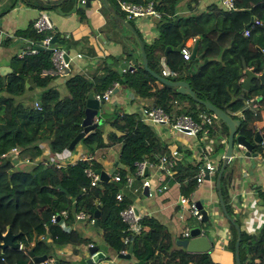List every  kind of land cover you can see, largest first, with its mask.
<instances>
[{
  "label": "trees",
  "instance_id": "16d2710c",
  "mask_svg": "<svg viewBox=\"0 0 264 264\" xmlns=\"http://www.w3.org/2000/svg\"><path fill=\"white\" fill-rule=\"evenodd\" d=\"M125 1L141 3L147 0ZM150 1L160 12V17L155 22V39L150 43L144 42L132 21H127L142 41L147 67L155 74L161 75L159 58L164 48L175 47L188 38H194L198 45L193 59L183 60L179 53H167L166 65L170 71L176 73V77L169 75L166 79L185 81L198 100L209 102L221 111L241 110L242 118L236 133L252 145L253 152H264V141L255 144L251 137L255 131L254 117L260 110L264 111V85L253 78L248 89L243 90L240 82L243 76L242 62L255 74L264 71V27H255L244 37L241 31L231 26L236 21L233 13L264 19V0H232L235 10L229 12L216 10L214 5L211 6L207 10L210 14H216L218 21L215 28L220 31L215 28L205 30L204 24L211 15L204 18L194 14L187 17L175 16L177 6L183 0ZM196 1L198 0H189L190 3ZM21 2L34 6L40 12L60 7L64 8L63 14H66L75 9V0H63L58 4H47L43 0ZM114 10L117 14L120 13L116 8ZM75 12L81 19H85L81 9H75ZM126 33L137 48L134 33L129 30H126ZM18 34L35 44H40L41 40L49 35L48 32L36 33L31 23ZM54 36L57 35L54 33ZM122 38L121 35L118 39L122 54L125 58L133 60L132 67L123 72L103 65L100 72L90 78L82 74H69L66 77L42 75L43 71L51 69V53L37 50L34 54L11 56L8 61L10 73L0 75V233H4L6 229L12 234L18 233L14 242L22 246L20 250L0 249V264H35L28 256L29 251L34 256L46 255L54 264H67V261L60 259L54 252L53 246H87L90 241L82 237L76 229H63L59 224L60 220L68 226L79 221L90 223V219L93 221V211L97 208L99 212L95 229L101 232L103 242L115 254L127 251L131 245V256L135 264H216L208 252L188 253L176 245L173 246L166 226L156 219H140L143 227L141 232L133 236L131 244L123 243L125 237L131 236L132 233L121 221L119 212L130 205L131 201L126 195H122L120 200L115 199L121 188L118 189L114 183L123 187L124 177L134 175L135 163H156L159 156L170 151L168 145L160 140L153 126L141 120L139 112L124 113L117 107L103 110L98 115L102 123L80 138L72 150H67L69 142L81 130L79 123L84 116L87 94L101 93L114 82L137 98L148 100L147 106L159 107L169 115L186 114L195 120H199L198 115L202 113L212 115L188 95L178 94L175 88L154 79L142 67L139 55H129L133 49L127 48V41ZM198 61L202 62L201 65H197ZM188 68L193 71H187ZM57 84L63 85L64 95L56 87ZM35 89L40 90L36 99H33L32 95H25V92ZM256 95L261 96L257 100L256 113L244 109V101ZM25 97L29 98L26 102L23 99ZM105 124H108L111 130L103 135L102 127ZM15 134L21 135L27 142L21 146L19 157L38 158V163L26 169L16 170L11 161L1 158V154L14 147L12 137ZM226 135L224 123L211 116V131L207 136L211 147L201 151L209 158L216 157L223 148ZM42 143H46L51 156H68L76 145L92 152L121 143L117 157L121 167L116 169L120 180L99 181L96 186H89L88 179L83 174L87 162L76 161L58 168L54 164L49 165L47 159L42 158ZM183 151L182 153L180 147H177L173 178L180 184L181 194L186 196L195 187L194 176L202 162L192 160L190 151ZM91 167L94 170L99 169V165L93 161ZM228 176V173L221 175L219 192L230 216L231 208L228 206L226 193ZM140 178L142 177H138ZM58 185L65 192L58 189ZM261 196L264 206V192ZM61 211H65L66 215L60 216L57 222H51V215H57ZM78 212L85 213L88 218L75 219L74 215ZM234 222L240 225L237 220ZM227 224L232 232L229 248L233 251L236 231L231 223ZM238 256L240 264H264V223L255 232L240 230ZM81 264L86 263L82 260Z\"/></svg>",
  "mask_w": 264,
  "mask_h": 264
},
{
  "label": "crops",
  "instance_id": "0c3cea01",
  "mask_svg": "<svg viewBox=\"0 0 264 264\" xmlns=\"http://www.w3.org/2000/svg\"><path fill=\"white\" fill-rule=\"evenodd\" d=\"M43 1L47 4H58L63 0L54 3H48L47 0ZM78 1L79 0H75L74 8L82 10L85 17L84 20L75 12V9L66 14H63L65 13L64 8L60 7L42 10L50 19L54 33L57 35L58 42L54 44L57 46L62 45V48L67 51L70 58L69 68L61 76L66 77L69 74H82L90 78L92 75L99 73L103 65L119 72H123L132 67L133 60L123 56L122 47L118 41L121 36V27H123L121 23L104 7L101 0H91L89 7H85L84 4H80ZM105 1L115 13L116 11L114 8L120 12L119 14L116 13L118 17L125 21H129L125 18L116 0ZM218 2L219 0H198L195 3H190L189 0H183L178 4L174 15L178 17H187L190 14H194L202 16V18L211 15L210 18H207L206 24H204L205 30L210 31L216 27L218 20L216 19V14H210L207 9H210L213 5L216 10L219 9ZM39 13L40 10L34 6L21 2V0H0V67H9L8 61L10 57L19 55L20 50L28 39L21 37L18 33L24 31ZM132 22L135 24L144 42L150 43L156 38V19L139 18ZM123 28L126 29L125 27ZM215 29L219 30L217 28ZM117 31L119 32L116 33ZM190 39L192 38H188L185 41ZM125 41H127V48L133 49L129 52V55L131 53L130 56L135 57V52L138 51V47L136 48L133 40L130 38L128 40L125 39ZM201 63V61H198L197 65H201ZM190 68H188L189 70L187 71L192 72L193 70ZM246 69L249 70V68ZM48 71L49 70L43 71L42 75L50 74ZM244 77L245 75L243 74L240 78V82ZM58 83L62 84L60 81H58ZM60 84H57L56 87L64 95V87ZM39 92V89H35L31 92H25V95H32V98L36 99ZM260 97V95H256L249 100H245L243 108L256 113L258 110L257 100H259ZM144 105H149V101L141 100L131 92L118 86L114 89L109 101L103 102L100 108L103 111L105 109L111 110L117 107L124 113H130L135 111L139 112L140 108ZM228 113L233 119H238L240 121L242 118L241 110ZM96 118L98 120V116H96ZM153 128L160 140L168 145L170 149L174 148L177 150V147H180L182 153L184 152L183 150H188L190 151L191 159L194 161L201 160L202 164L204 162L203 157L213 162L216 170L208 174L207 180L203 177L201 183H195V187L193 191H191V197L195 203H199L203 209L210 213L206 222L211 223L210 228L214 227V231L212 232L209 230L208 232L206 222L200 224V227L204 230L210 243L211 239L209 238V233L212 235V233L217 232L215 235L218 236V249L211 250V243L208 250L212 261L216 264H234L233 251L229 248V240L232 236V232L229 225L226 223L228 221L223 218L224 216L221 214L215 189V178L222 164V154L225 149L227 135L223 140L224 145L221 151L217 153L216 157L209 158L201 151V149L207 148V141H199L198 137L188 136L183 133H169L164 131L163 127L160 126L154 125ZM253 128L260 133L264 132L262 131L264 129V111L260 110L259 114L254 117ZM102 130L104 135L110 131L111 128L108 124H105ZM254 132L255 131H253L251 135L252 138ZM235 135L239 134L235 131ZM13 138L14 147L20 152L21 146L25 145L27 142L19 134H15ZM120 146L121 143H116L110 147L99 148L92 152H87L86 148L79 145L77 150L72 152L71 157L74 159H71L70 163L74 162L79 155L85 156L89 154L92 161L99 165L98 170H102L110 179L114 174H117L116 169L121 167L117 161ZM40 147L43 148L42 158L44 160L49 154L47 145L46 143H42ZM106 154L110 155V160L105 162ZM239 154L240 149L238 145L234 144L232 154L221 175L223 173H228L229 175L226 180V193L228 206L231 208L230 218L233 222L234 220L239 222L240 225L238 226L240 230L250 233L257 231L264 223V206L261 196V193L264 192V165L261 164L257 157L259 152H253L252 150L250 154H254V156L250 155L249 157ZM234 162L239 165H234ZM159 173L160 171L157 168L147 167L146 176H141L142 178L138 179V177L130 175V177H133L132 181L129 184L125 183L124 186L131 189V192L137 189L141 190V193H143L145 197H140L132 193L127 194V198L131 201L130 205L136 208L141 219L147 221L156 219L161 224L165 225L171 235L173 246H175V241L180 239V233L183 228H191L197 226L198 223L188 216L187 213L181 211L177 202L179 195H182L180 192V184L173 178V175L171 178L165 180V191L161 193H156L154 191L155 187L158 186L157 180ZM122 195H124V193L121 190V196ZM214 200L216 202H214ZM180 215L181 219L179 218ZM191 219L196 223L192 222ZM59 224L65 230L76 229L82 237L89 239V244L95 245L97 250L104 254V258L100 259L95 264H135V260L131 255L129 259L117 258L115 252L103 242L101 232L95 229V226L91 223L79 221L73 222L68 226L65 222L60 220ZM87 246L64 245L53 246V249L60 259L67 261V264H81L82 260L85 261V259L89 257ZM213 251H215V255L212 257L211 254Z\"/></svg>",
  "mask_w": 264,
  "mask_h": 264
},
{
  "label": "built area",
  "instance_id": "2783aa9c",
  "mask_svg": "<svg viewBox=\"0 0 264 264\" xmlns=\"http://www.w3.org/2000/svg\"><path fill=\"white\" fill-rule=\"evenodd\" d=\"M119 8L124 13L125 18L128 20H137L139 18H150V19H158L160 17V12L155 9L154 4L152 1L147 0L142 3H132L125 0H116ZM80 4H84L85 0H79ZM219 9L222 11H233L234 5L232 0H219L218 2ZM32 29L38 33H45L48 32L49 35L45 36L40 44H35L33 41L27 40L23 48L20 50L19 55H25V54H34L36 53L37 49L35 46H42V47H50V62H51V69L48 71L51 75H63V73L69 68V62L70 58L68 56V53L65 49H63L61 46H57L55 44L50 45L49 40L52 36H54V30L52 26L50 25L48 21V16L45 12H40L38 16L32 21L31 23ZM264 27V19L260 20L258 18H253L252 22L249 26L243 28L241 31V35L244 37H247L251 30L255 27ZM194 41V38L185 41L182 43L180 49H179V55L183 60L190 59V52H191V46ZM64 54L67 55V60L65 61L63 56ZM162 76H164V72L161 71ZM169 74L173 77H176V73L170 71ZM118 83L114 82L111 86L106 88L101 93H95L93 94V98L98 102H107L109 101L111 95L113 94L114 89L118 87ZM140 118L142 121L148 122L151 125L160 126L163 127V130L169 133H183L188 136L198 137L199 141H207L206 146L207 148L211 147L210 141H208L207 136L209 132L211 131V116H207L205 114H199L198 119L195 120L191 116L182 114L177 116H172L167 113H165L161 108L159 107H148L146 105L142 106L139 110ZM214 117V116H213ZM94 121H97L96 116L94 117ZM264 140H262L263 142ZM238 148L240 149L239 155H244L245 152L250 153L252 151V147L249 146L248 148H243L242 146L238 145ZM19 150H17L16 147H13L9 149L6 153L1 154V158L4 160H9L12 163V166L14 169L24 168L26 165H32L37 163L38 158H19ZM177 156V150L176 149H170L168 154L161 155L157 158L156 163H149V162H140L135 163L136 169L134 171V176L141 177L143 172V167L147 166L157 168L160 173L158 176V186L155 187L154 191L156 193H161L162 191L166 190V179L171 178L173 175L174 167L176 165V157ZM91 156L89 154L82 156L79 155L76 158V161H85L88 163V165L83 168V174L88 179L89 186H96L97 183L100 181L98 174L95 172V170L91 167ZM257 157L259 158L260 162L264 165V152H260ZM75 161V162H76ZM203 164H201L197 170V173L195 174V183L199 184L202 182L203 177L205 175L208 176V174L213 173L216 168L211 160H209L206 157H203ZM72 162V163H75ZM71 163V164H72ZM55 167H61L63 164H59L57 162L53 163ZM133 177H130V175H126L124 177L125 183L129 184L132 181ZM112 181L118 182L120 180V177L118 174H114L112 176ZM109 179V180H110ZM168 181V180H167ZM192 192H190L188 195H179L178 197V205L181 208L182 212H185L193 218L197 223L199 227V234L198 236H205L204 230L202 227H200L201 224V212L200 209L197 207L196 203L191 197ZM149 195V194H148ZM116 200L121 199V192H117L115 195ZM66 212L61 211L57 215H51L50 221L55 222V217L58 216H65ZM119 216L121 221L127 226V230L131 232V236L125 237L123 240V243L128 245L131 244L133 241V236L137 235L142 230V225L140 224L141 217L137 214L135 215L133 206L128 205L124 209H122L119 212ZM75 219H87L88 215H86L83 212L75 213L74 215ZM181 219V215L179 216ZM92 222V219H90V223ZM188 230L189 227H184L183 230L180 233V239H188ZM88 246H91L89 244ZM22 248L21 244L19 243L18 250ZM185 251V249H184ZM126 250L121 251V253H125ZM186 252V251H185ZM3 261V259H1ZM43 264H54L52 259L47 258V260Z\"/></svg>",
  "mask_w": 264,
  "mask_h": 264
},
{
  "label": "water",
  "instance_id": "95a60500",
  "mask_svg": "<svg viewBox=\"0 0 264 264\" xmlns=\"http://www.w3.org/2000/svg\"><path fill=\"white\" fill-rule=\"evenodd\" d=\"M59 1H61V0H47L48 3H54V2H59ZM90 1L91 0H85V3H84L85 7H89ZM101 1L103 3L104 7L111 13V15L115 19H117L121 23V25L123 27H125L130 32L134 33L132 26L127 21L118 17L116 15V13L113 11V9L108 6V4L106 3L105 0H101ZM252 19H253V17L250 16L249 21L247 24L244 25V28L251 24ZM48 21L51 25V21L49 18H48ZM134 36H135L136 42L138 44V51L135 52V55L140 56L141 65L144 68V70H146L154 79H156L160 83L167 85L169 87L175 88V91L178 94L188 95L189 97H191L196 102L202 104L209 112L212 113L214 118H218L220 121H222L224 123L226 129H227L226 144H225V149H224L223 154H222V164H221L220 169L218 170L216 178H215V189L217 192V201H218V205L220 207L221 214L224 216V218L229 223H231L233 225V227L236 231V238H235L234 245H233V258H234V264H240L239 256H238V244L240 241V229H239V226L233 222V220L230 218V216L227 214V212L225 210V207H224V204H223V201L221 199L220 192H219V179H220V176H221L223 169L225 168V166L227 165V163L229 161V158L232 154L234 144L240 145L243 148H248L249 146L252 147V145L248 141H246L243 136L235 135L236 127L240 124V121L238 119L231 118V116L229 115L228 112L221 111L220 109L211 105L209 102L198 100L195 97V93L190 89L189 85L185 81L166 79V77H168V75H169L170 70H169L168 66L166 65L165 56L167 55L168 52L178 53L182 43H179L175 47L166 46L164 48V50L162 51V55L159 58V64L161 66L162 71L164 72V76H161V75L155 74L153 71H151L147 67L146 56H145V53L143 50L142 41L135 33H134ZM56 42H58V39L56 36H52L49 40L50 45H52ZM35 48L39 51L40 50H46L49 52L51 51L50 47L35 46ZM196 49H197V41L195 40L192 44V47H191L190 59H193L195 57ZM130 55H131V53H130ZM63 58L66 61L67 55L64 54ZM241 65L243 68V74L245 75V77L241 81L243 89L248 88V86L250 85V81L253 78L257 79L260 82V84L264 85V71L255 75L251 69L248 70L245 68V64L243 62ZM10 71H11V69L9 67H6V66L0 67V75H6V74L10 73ZM101 104H102L101 102H98L93 98V94L91 92L87 94V96L85 98V102H84V111H83L84 116L79 123L81 130L69 142V144L67 146V150H72L74 145L76 144V142L80 138L86 136L97 125H100L102 123L101 119H98L96 122L94 121V117L98 116L102 112V110L100 108ZM252 140L255 144L261 142L262 140H264V132L260 133L258 130H255ZM244 155L247 157H249L250 155L254 156V154H250L248 152H245ZM95 172L98 174L99 180L101 182H107L109 180V176L107 174H105L102 170H95ZM146 172H147V166H144L142 176H146ZM204 179H206V180L208 179L207 175L204 176ZM114 185L118 189L121 188L120 184L114 183ZM57 188L60 189L62 192H65V190L62 189L59 185L57 186ZM196 205L200 209V212H201V220L200 221H201V223H205L207 221V218L210 215V213L207 212L205 209H203L199 203H196ZM133 210H134L135 215H137L138 212H137L135 207H133ZM98 212H99L98 208L93 211V221H92L93 226L96 225V219L98 217ZM58 218L59 217L57 216L55 219L56 222L58 221ZM198 234H199V227L193 226V227L189 228V230H188V239L187 238L186 239H177L175 241V245L182 248V249H185V251L188 253H206V252H208L211 243L208 241L207 237L198 236ZM17 235H18V233L12 234L9 229H6V231L4 233H0V249L1 250H4L6 248L18 249L19 243L14 242V239L16 238ZM131 251H132V247L130 245L125 253H121V252L117 253L116 257L121 258V259H129L130 255H131ZM87 252L89 254V257L85 259L86 264H95L100 259L104 258V254L102 252L98 251L97 247L95 245L87 246ZM28 256L32 259L33 263H35V264H43L47 260L46 255L34 256L31 251L28 252Z\"/></svg>",
  "mask_w": 264,
  "mask_h": 264
},
{
  "label": "rangeland",
  "instance_id": "374dc122",
  "mask_svg": "<svg viewBox=\"0 0 264 264\" xmlns=\"http://www.w3.org/2000/svg\"><path fill=\"white\" fill-rule=\"evenodd\" d=\"M116 7V6H115ZM233 15H234V18H235V22L231 25L232 26V28L233 29H237L239 32L240 31H242L243 30V28H244V26L243 25H245V24H247L248 23V21H249V17L248 16H245L244 14H242V13H233ZM129 21H131V20H129ZM133 23V22H132ZM134 24V23H133ZM134 26H135V24H134ZM121 35L127 40L128 39V35H127V33H126V29H123L122 27H121ZM108 67V66H107ZM24 99V101L26 102V101H28L29 100V98L28 97H25V98H23ZM175 135H177V134H175ZM12 139L14 140V138L12 137ZM78 146L79 145H76L75 146V148H74V150H77V148H78ZM18 150V149H17ZM73 150V151H74ZM72 151V152H73ZM72 152L68 155V156H66V155H55V156H51V155H47V164H49L50 165V163L51 164H53V163H55V162H57V163H59V164H67V163H70V160L71 159H74V158H72L71 156H72ZM26 158V157H25ZM29 158V157H28ZM37 159V158H36ZM39 160V159H38ZM108 160H110V155H108V154H106V158H105V162L106 161H108ZM76 161V160H75ZM74 161V162H75ZM37 163H38V161H37ZM234 165H239L238 163L236 164V162H234L233 163ZM262 164V163H261ZM263 165V164H262ZM30 166H32V165H26L25 166V169L26 168H28V167H30ZM121 190H122V192L124 193V195H126L127 196V194L129 193H132V194H137L138 196H140V197H145L144 195H143V193H141V190L140 189H137V190H135V191H133V192H131L130 190L131 189H129L127 186H123V187H121ZM214 202H216L215 200H214ZM224 218V217H223ZM238 219V218H237ZM192 220V222H194V223H196L193 219H191ZM227 223V222H226ZM206 226H207V230H208V232H209V230L210 231H214V227H212V228H210L211 227V223L210 222H206ZM217 232H214V233H212V235L209 233V238L211 239V243H212V245H211V250L213 249V250H216V249H218L217 247V245H218V236L217 235H215ZM214 238V239H213ZM217 240V241H216ZM210 253V252H209ZM215 255V251H213L212 252V254H211V256L213 257ZM210 256V255H209ZM211 258V257H210Z\"/></svg>",
  "mask_w": 264,
  "mask_h": 264
}]
</instances>
